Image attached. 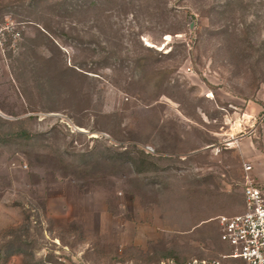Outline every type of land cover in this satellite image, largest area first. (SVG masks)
Wrapping results in <instances>:
<instances>
[{"label":"rangeland","instance_id":"obj_1","mask_svg":"<svg viewBox=\"0 0 264 264\" xmlns=\"http://www.w3.org/2000/svg\"><path fill=\"white\" fill-rule=\"evenodd\" d=\"M263 127L264 0H0V264L230 253L218 216L187 230L197 198L241 212L216 143ZM147 147L156 167L119 163Z\"/></svg>","mask_w":264,"mask_h":264},{"label":"crops","instance_id":"obj_2","mask_svg":"<svg viewBox=\"0 0 264 264\" xmlns=\"http://www.w3.org/2000/svg\"><path fill=\"white\" fill-rule=\"evenodd\" d=\"M232 141V139H221L219 140L216 145H223L222 147V151H220V155L217 154L219 156L220 159V163H221V168L225 171L223 173L224 177H227L226 179H224V186L226 187L223 188V192L228 193L230 188L232 186H237L239 185L240 187H245L246 185V177H249L252 181H254V183L257 185V187L264 192V127L261 130L260 133H256V132H252L250 134V136L243 138V140L240 143L234 144L232 143V145H228L230 142ZM237 146V147H235ZM227 156L230 157H235V158H240L242 163L241 165L238 167V172L236 173L235 177H228L229 173H227V170H231L232 171V166L227 165V163L225 162V159H227ZM250 165L251 166V170L250 171H245L244 169V165ZM230 171V172H231ZM244 191V189H243ZM137 195V194H136ZM139 198V195H137ZM143 198V197H141ZM147 198L154 200L156 198H152V197H148ZM242 204H241V212H238L234 215H238L244 212L245 210V199H244V193H242ZM140 199V198H139ZM183 199H186V201H194L195 197H184ZM228 196L224 195L223 200H225L223 203V206H226L227 204V200H228ZM197 205L196 207L198 208V214L201 216H209L210 218H202V220H200L199 224H195L192 229L187 230V231H194L195 229L201 228V225H204L208 222L207 219H212L213 217L218 216V223H219V217L220 216H226L224 214H228V212L225 211H212V212H207L205 209L207 207V200L205 197H200L197 198ZM131 204V203H130ZM129 204V205H130ZM127 205V203H126ZM124 205L125 208H127V206ZM232 215V216H234ZM128 220H126V222L123 223V226L129 224L130 222H134V223H142L143 220H134L131 216H128ZM151 224L152 223H157L158 221L156 220H152V218H149L148 220ZM145 225H148L149 223L144 222ZM150 225V224H149ZM219 228H220V236H218L216 238V240H214L215 244H218V247L222 248V249H230L231 248L225 244L222 240H221V227H220V223H219ZM120 235V233H119ZM122 236V234L120 235ZM150 237V236H149ZM148 237V238H149ZM142 238V236H141ZM145 238V236H144ZM137 240V237L135 238ZM138 239H139V235H138ZM120 240H123L120 239ZM137 242V241H136ZM200 242V241H199ZM120 246L122 244H119ZM158 246V241L154 242L152 238L148 239V242L145 246H142L139 243H134L127 246H124V250L126 249H137L138 251H140L142 256H147L149 259H123V261H119L116 262L117 264H155L158 261H160L157 258H154L153 256L156 255L158 249H156L157 251L153 252V247ZM121 252H123V250L120 249ZM174 254H168L165 258H169V257H175L173 256ZM164 257L161 258V260L165 259ZM115 264V263H114Z\"/></svg>","mask_w":264,"mask_h":264},{"label":"built area","instance_id":"obj_3","mask_svg":"<svg viewBox=\"0 0 264 264\" xmlns=\"http://www.w3.org/2000/svg\"><path fill=\"white\" fill-rule=\"evenodd\" d=\"M2 32V31H1ZM5 43V36L2 34ZM232 143L238 141L231 136ZM148 153H153L149 147ZM220 152V149L218 148ZM245 171L251 166L245 164ZM245 210L234 216H220L221 240L227 244L230 253H222L217 259H191L185 262L163 260L159 264H264V192L249 177L244 187Z\"/></svg>","mask_w":264,"mask_h":264},{"label":"trees","instance_id":"obj_4","mask_svg":"<svg viewBox=\"0 0 264 264\" xmlns=\"http://www.w3.org/2000/svg\"><path fill=\"white\" fill-rule=\"evenodd\" d=\"M122 155L123 156H120V159H118L119 163L125 166L126 164H131L132 166H134V168L135 167L137 168L139 173H142L149 168H154L157 166L156 163L153 162L154 160L152 157L153 155L151 156L149 153H147L144 150H140V149L139 150L134 149L133 151L125 150L123 151ZM159 248L161 249L160 251H159ZM156 249H158V251ZM154 251L155 252L157 251L156 255H158V253L160 252H161L160 254H162L164 252L163 246L160 247V245H158V246L153 247V252ZM156 255H154V258H157L160 260L157 262L158 264L161 261H163L161 260V258L163 257L165 258L167 256L166 254H164V256L162 257L161 256L157 257ZM164 260H168V259L165 258Z\"/></svg>","mask_w":264,"mask_h":264}]
</instances>
